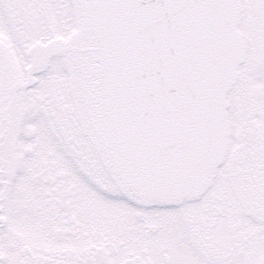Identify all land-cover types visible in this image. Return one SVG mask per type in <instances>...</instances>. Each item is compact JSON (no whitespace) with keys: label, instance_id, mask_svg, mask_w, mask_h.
Masks as SVG:
<instances>
[{"label":"snow or ice","instance_id":"6c2138e0","mask_svg":"<svg viewBox=\"0 0 264 264\" xmlns=\"http://www.w3.org/2000/svg\"><path fill=\"white\" fill-rule=\"evenodd\" d=\"M0 264H264V0H0Z\"/></svg>","mask_w":264,"mask_h":264}]
</instances>
